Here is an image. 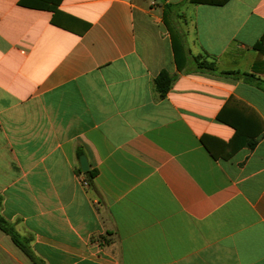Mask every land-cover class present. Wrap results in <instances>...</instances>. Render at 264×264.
Returning <instances> with one entry per match:
<instances>
[{
    "label": "crops",
    "instance_id": "0c3cea01",
    "mask_svg": "<svg viewBox=\"0 0 264 264\" xmlns=\"http://www.w3.org/2000/svg\"><path fill=\"white\" fill-rule=\"evenodd\" d=\"M18 1L0 0V215L34 260L0 230V264H264V0Z\"/></svg>",
    "mask_w": 264,
    "mask_h": 264
},
{
    "label": "trees",
    "instance_id": "16d2710c",
    "mask_svg": "<svg viewBox=\"0 0 264 264\" xmlns=\"http://www.w3.org/2000/svg\"><path fill=\"white\" fill-rule=\"evenodd\" d=\"M60 1L61 0H19L18 4L24 7L43 9V10L55 12L57 11V6ZM190 1L195 2L194 0H190ZM225 1L227 0H220L219 2L216 3L211 2V3L223 4ZM173 43L174 42H172V44ZM253 48L258 50V52H264V32L262 33L260 39L256 41V43L253 45ZM174 51H175L176 62L177 64H179L178 52L175 43H174ZM192 59L194 65L199 69H204L207 71H212L214 69V61L209 59L207 56L198 55V56H193ZM226 73H230V72H226ZM241 76L244 79L251 81L248 79L250 78V76H252L251 73H241ZM173 80H174V76L168 74V72L165 70H161L158 73V75L153 79L154 89L156 90V92L160 97L165 96ZM84 173L86 174L88 181L92 183V179L96 174L95 169H88ZM0 230L5 234H7L11 238V240L28 255V257L34 260L32 255L27 250V247L24 242L25 239L20 237V235L14 230L13 226L7 220H5L1 215H0ZM34 263L39 264L35 261Z\"/></svg>",
    "mask_w": 264,
    "mask_h": 264
},
{
    "label": "water",
    "instance_id": "95a60500",
    "mask_svg": "<svg viewBox=\"0 0 264 264\" xmlns=\"http://www.w3.org/2000/svg\"><path fill=\"white\" fill-rule=\"evenodd\" d=\"M80 169L82 171H87L88 170L87 161H86L84 156H80Z\"/></svg>",
    "mask_w": 264,
    "mask_h": 264
},
{
    "label": "built area",
    "instance_id": "2783aa9c",
    "mask_svg": "<svg viewBox=\"0 0 264 264\" xmlns=\"http://www.w3.org/2000/svg\"><path fill=\"white\" fill-rule=\"evenodd\" d=\"M82 183L85 185V184H86V181H85V180H83V181H82Z\"/></svg>",
    "mask_w": 264,
    "mask_h": 264
}]
</instances>
